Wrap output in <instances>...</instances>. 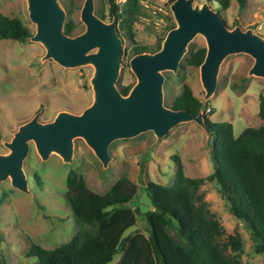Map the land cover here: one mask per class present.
Instances as JSON below:
<instances>
[{"label":"rangeland","instance_id":"obj_1","mask_svg":"<svg viewBox=\"0 0 264 264\" xmlns=\"http://www.w3.org/2000/svg\"><path fill=\"white\" fill-rule=\"evenodd\" d=\"M65 12V22L72 23L76 36L84 31L80 11L85 0H57ZM125 0H114L122 7ZM174 0H141L139 20L133 25L137 44L154 49L169 27L175 25L170 6ZM239 8L237 0H230L229 8L222 11L214 0H195L206 3L226 22L243 31L252 30L264 38V0H244ZM94 14L101 11L103 22L110 23L109 0H93ZM0 14L21 21L35 33V26L27 17L26 0H0ZM261 26L262 30H257ZM235 28V27H234ZM123 35V32H121ZM120 37V36H119ZM122 40L121 67L116 81L117 89L132 87L136 79L129 61L133 45L124 36ZM205 49V41L196 36L188 45L187 53L176 73L165 72L163 104L171 109L172 101L179 95L184 84L188 85L197 99L204 103L208 119L215 123H229L238 137L245 128H258L264 120L258 116L259 97H264V82L249 77L253 59L244 54L228 56L219 68L213 96L204 101L199 68L190 67L185 60L191 53ZM147 53V52H146ZM45 50L39 43L27 39L24 43L12 40L0 41V154H7L4 147L24 123L39 114L40 123L54 120L60 112L79 115L92 104L90 80L91 66L64 69L51 60L42 61ZM133 55V56H132ZM110 161L106 169L95 158L82 139L73 142L71 164L62 163L57 155H50L45 162L37 155L33 144L23 162L28 180L29 194L10 186L9 180L0 183V264H36L27 258L32 245L52 250L70 241L79 226L65 201L66 177L74 171L76 178L87 190L104 195L120 178L125 177L137 188L131 207L138 210L136 224L123 237L135 231L147 235L143 215L151 210L144 187L152 182L164 187L172 185L178 166L190 179H204L214 171L211 159L210 138L194 122L179 124L163 138L157 139L152 132L132 139L117 140L109 146ZM200 192L209 210L223 227L225 236L236 235L241 250L232 254L246 264H264V255L253 250L249 233L240 221L229 213L228 206L213 183H205ZM121 254L109 264L120 261Z\"/></svg>","mask_w":264,"mask_h":264},{"label":"trees","instance_id":"obj_2","mask_svg":"<svg viewBox=\"0 0 264 264\" xmlns=\"http://www.w3.org/2000/svg\"><path fill=\"white\" fill-rule=\"evenodd\" d=\"M214 1L222 11L229 8L230 0ZM109 2V17L116 18L117 33L129 39L133 55L160 50L164 37L152 50L134 40L133 25L143 15L141 0H125L121 8L114 0ZM237 2L242 9L245 1ZM95 15L101 20L105 18L101 11ZM63 31L71 36L75 26L67 23ZM30 37L29 29L21 21L0 14V41L24 43ZM205 52L201 49L191 53L186 64L199 68ZM131 88L118 90L126 96ZM259 102L258 116L264 120V97L260 96ZM171 109L184 110L193 116L203 113L213 173L204 179H190L178 166L171 186L148 183L144 189L151 210L143 215L147 235L135 231L123 237L136 224L138 210L131 207L136 186L122 177L104 195H97L79 183L75 172L70 171L64 198L79 228L68 243L52 250L32 245L27 258L36 259V264H109L121 254L116 264H246L232 255L241 250L238 237L225 236L223 227L203 200L200 188L205 183L216 186L229 213L246 227L254 252L264 255V124L245 128L235 137L231 124L208 119L205 111H211L210 108L204 109V103L194 97L186 84L172 101Z\"/></svg>","mask_w":264,"mask_h":264},{"label":"water","instance_id":"obj_3","mask_svg":"<svg viewBox=\"0 0 264 264\" xmlns=\"http://www.w3.org/2000/svg\"><path fill=\"white\" fill-rule=\"evenodd\" d=\"M27 17L35 26L29 40L45 50L42 61L51 60L64 69L91 66L92 104L81 114L60 112L53 121L39 122V114L21 125L0 154V183L7 180L15 190L29 194L23 171L32 143L41 161L57 155L62 163L71 164L73 142L82 139L103 169L110 161L109 146L152 132L157 139L165 137L179 124L194 122L205 132L203 113L197 116L184 110L166 108L163 104L164 73H176L187 53L189 43L201 36L205 57L199 66L204 101L214 94L219 68L228 56L244 54L253 59L249 77L264 82V38L248 29H229L219 12L195 0H174L170 12L175 27L169 30L155 53H140L129 61L136 79L126 96L116 87L121 67L122 40L117 33V20L105 23L94 14L93 0H85L80 11L84 31L67 36L65 12L57 0H26ZM207 133V132H206Z\"/></svg>","mask_w":264,"mask_h":264},{"label":"built area","instance_id":"obj_4","mask_svg":"<svg viewBox=\"0 0 264 264\" xmlns=\"http://www.w3.org/2000/svg\"><path fill=\"white\" fill-rule=\"evenodd\" d=\"M257 30H262V27H261V26L257 27ZM208 111H209V110H208Z\"/></svg>","mask_w":264,"mask_h":264}]
</instances>
